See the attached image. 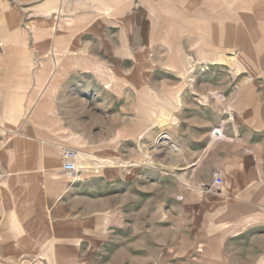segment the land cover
<instances>
[{"label":"crops","instance_id":"0c3cea01","mask_svg":"<svg viewBox=\"0 0 264 264\" xmlns=\"http://www.w3.org/2000/svg\"><path fill=\"white\" fill-rule=\"evenodd\" d=\"M220 65L231 72L206 71ZM83 73L92 97L70 101L63 141L64 99L78 91L63 87ZM207 94L206 108L196 98ZM159 120L170 122L166 140L182 152L172 170L183 183L169 187L176 196L167 215L202 227L181 252L165 246L163 258L180 256L166 263L264 264V0H0L2 255L12 256V178L27 201L31 177L57 200L66 191L62 146H91L109 159L115 147L141 145ZM215 129L222 139L211 137ZM216 172L218 188L210 185Z\"/></svg>","mask_w":264,"mask_h":264},{"label":"rangeland","instance_id":"374dc122","mask_svg":"<svg viewBox=\"0 0 264 264\" xmlns=\"http://www.w3.org/2000/svg\"><path fill=\"white\" fill-rule=\"evenodd\" d=\"M102 12L107 13L105 10ZM146 14L142 11L143 16ZM68 19L62 17L61 21ZM30 26L33 28L32 24ZM22 30L30 38L31 31L27 24ZM95 33L96 39L101 40V29L96 28ZM86 38L85 35L81 37L82 40ZM230 69L220 65L207 67L206 71L224 75L231 72ZM239 70L238 67V70L233 69L232 72L235 74ZM186 72H194L193 67ZM210 82L206 84L210 85ZM226 83L229 84L228 81L223 82ZM70 84L67 81L63 88L67 91L78 88V91L72 95L68 91L69 95L64 99L69 106L63 107V141H68L70 137V113L65 112L70 111L73 106L70 101L75 99L85 105V101L92 97V90L89 89L95 86L91 79L87 81L85 73L80 75L77 86L74 84L71 88ZM88 91V96L80 95ZM196 100L206 108L213 105L208 94ZM226 109L222 104L223 120L229 117L225 113ZM83 116L86 118V114ZM169 125V121L159 120L157 130L143 132L141 145L127 143L119 148L120 151L115 147L109 159L98 158L94 154L98 150L91 146H62L61 153L69 148L77 151L78 170L75 179L70 181L62 172L61 164L59 174L67 188H64L66 191L57 200L48 199L41 180L31 177L27 201V193H22L21 179L12 178L10 183L15 192L16 209L12 218L13 230L7 228V232L13 233V243L8 244V250H12L9 254L12 256H3L1 247L0 264L179 262V254L173 259L163 258L170 255L165 246H178L177 252H181L182 247L187 246L189 239L197 235L202 227L176 226L177 220L173 218L172 211L167 215L165 209L167 201H174L176 196L169 187L183 183L180 174L172 170L176 168V155L182 152L181 147H173L166 140L169 137L167 130L171 129ZM155 134L161 135V140L157 143L152 142L156 138ZM182 149L185 152L189 148L185 146ZM167 218L170 220L167 221ZM172 221H175V226ZM207 260L212 261L211 258Z\"/></svg>","mask_w":264,"mask_h":264},{"label":"built area","instance_id":"2783aa9c","mask_svg":"<svg viewBox=\"0 0 264 264\" xmlns=\"http://www.w3.org/2000/svg\"><path fill=\"white\" fill-rule=\"evenodd\" d=\"M211 137L215 140L222 139V131L220 129H215L212 132ZM62 167L61 170L64 175L70 179L74 180L77 175V151L73 149H65L61 154ZM213 187H221L223 185V178L220 173L216 172L213 174V179L210 184Z\"/></svg>","mask_w":264,"mask_h":264},{"label":"bare ground","instance_id":"6f19581e","mask_svg":"<svg viewBox=\"0 0 264 264\" xmlns=\"http://www.w3.org/2000/svg\"><path fill=\"white\" fill-rule=\"evenodd\" d=\"M213 131H214V130H213ZM213 131H212V132H213ZM212 132H211V135H212ZM214 140H215V139H214ZM61 154H62V153H61ZM106 165H107V164H106ZM69 180H70V179H69ZM70 181H71V180H70Z\"/></svg>","mask_w":264,"mask_h":264}]
</instances>
